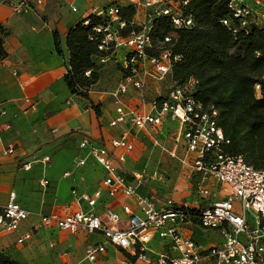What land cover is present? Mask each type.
I'll use <instances>...</instances> for the list:
<instances>
[{
	"label": "built area",
	"instance_id": "built-area-1",
	"mask_svg": "<svg viewBox=\"0 0 264 264\" xmlns=\"http://www.w3.org/2000/svg\"><path fill=\"white\" fill-rule=\"evenodd\" d=\"M192 1L196 0H127L126 5L136 9L130 25L119 17L123 5L109 3L92 13L106 19L94 29L100 36L98 51L104 54L99 62L114 63L127 72L112 94L117 117L110 126L117 127L126 122L132 129L143 131L159 128L167 119L176 122L179 132L175 143L181 144L183 166L196 179L197 196L193 204L167 201L157 206L148 197L138 194L137 187L120 170L127 155L133 151L128 132L111 141L112 149L122 151L120 154L83 139L79 148L87 151L88 157L104 171L102 184L108 196L114 198L121 194L134 199L136 212L125 205L122 208L124 219L112 211L98 214L96 206L100 192L88 195L73 190L77 209L67 206L64 215L40 214L33 230L101 234L105 243L88 246L85 250L88 264H95L106 254V244L123 253L122 264H264V171L255 170L242 157L225 154L224 148L229 142L217 126V112L204 111L192 97L195 81L175 87L162 102L152 100L150 112L128 111L119 100L129 89L144 94L147 80L160 82L170 75L180 57L172 53L171 47L160 48L157 55H150L153 24L166 18L175 30L191 29L194 20L186 9ZM42 4V0H0V5L9 7L18 15ZM227 9L229 17L220 23L234 35L264 28V0H227ZM71 11L76 12V9L71 7ZM129 27H138L139 30L122 35ZM164 41L168 44L171 38ZM124 49L129 52L121 64L118 54ZM259 89L256 86L257 93ZM5 116L6 111L0 107V119ZM3 127L8 130L10 124ZM14 153L15 147L11 144L2 150L5 157ZM48 161L45 158L43 162ZM77 165L84 166L85 159L79 160ZM21 168L29 171L30 164L25 163ZM68 176V173L64 175ZM47 185V180L40 181L41 187ZM31 216L11 192L7 203L0 206V232H17ZM195 229L217 232L222 237L221 244L203 249L190 237ZM30 239L31 233H25L17 239V244L22 245ZM153 240L160 243V251L151 249Z\"/></svg>",
	"mask_w": 264,
	"mask_h": 264
},
{
	"label": "crops",
	"instance_id": "crops-1",
	"mask_svg": "<svg viewBox=\"0 0 264 264\" xmlns=\"http://www.w3.org/2000/svg\"><path fill=\"white\" fill-rule=\"evenodd\" d=\"M42 1L41 6L20 15L0 5V25L7 31L4 49L8 56L0 65V107L6 111V116L0 119V206L5 205L9 194L14 192L16 202L32 214L17 232H0V250L14 246L22 264H88L85 250L91 245L104 244L101 234L33 230L38 224V216L64 215L67 206L76 210L73 190L88 195L100 192L96 206L98 214L112 211L124 219L122 208L125 205L136 212L134 199L121 194L114 198L108 196L102 184L104 171L88 157L87 151L79 148L81 141L87 139L98 147L120 154L122 151L112 149L111 141L120 138L124 132L129 133L133 151L127 155L120 170L137 187L138 194L148 197L157 206L170 201L159 202L151 197L141 186L138 173L143 161L137 156L144 142L138 134L151 136L161 127L136 132L126 122L117 127L110 126L117 117L112 94L122 79L118 70L110 87H98L99 80L89 92L88 99L71 95L63 80L69 57L66 47L69 30L105 5L112 2L126 5L127 0ZM71 7L76 12H72ZM54 32L59 35L60 55L54 47ZM154 90L158 92L156 88ZM146 93L141 96L129 89L119 100L128 111L150 112ZM5 124H10V129L5 130ZM10 144L14 145L15 153L5 157L2 150ZM179 146L183 155L181 144ZM45 158L49 159L46 163L43 162ZM81 159H85L84 166L77 165ZM25 163L30 164L29 171L21 168ZM67 173L69 176L64 177ZM43 179L48 181L46 188L40 186ZM28 232L31 239L22 245L17 244V239ZM105 246L106 254L95 264L124 262L121 251L108 244ZM160 248V243L153 240L151 249L160 251Z\"/></svg>",
	"mask_w": 264,
	"mask_h": 264
},
{
	"label": "trees",
	"instance_id": "trees-1",
	"mask_svg": "<svg viewBox=\"0 0 264 264\" xmlns=\"http://www.w3.org/2000/svg\"><path fill=\"white\" fill-rule=\"evenodd\" d=\"M186 13L194 20L191 29L175 30L166 18L154 22L150 55H157L160 48L171 47L172 53L180 57L170 72L171 80L176 87L195 81L192 97L204 111L217 112V126L229 142L224 148L225 154L242 157L255 170L264 171V28L236 35L228 31L220 23L229 17L227 0L192 1ZM135 16L133 6H122L121 20L130 25ZM105 22V18L90 14L67 34L69 57L63 80L73 96L88 99L89 92L100 80L103 65L99 61L104 54L98 51L100 36L94 29ZM138 30V27H129L122 35ZM6 36V29L0 25V65L8 57L4 49ZM167 37L171 38L168 44L164 41ZM53 38L60 55L57 32ZM117 67L122 77L127 76L125 70ZM256 86L260 87L259 93ZM0 264L19 263L0 253Z\"/></svg>",
	"mask_w": 264,
	"mask_h": 264
},
{
	"label": "rangeland",
	"instance_id": "rangeland-1",
	"mask_svg": "<svg viewBox=\"0 0 264 264\" xmlns=\"http://www.w3.org/2000/svg\"><path fill=\"white\" fill-rule=\"evenodd\" d=\"M128 52L126 49L119 52L118 60L121 64H124V57ZM102 65L99 72L101 82L98 87L104 89L111 86L118 67L114 63ZM175 87L169 75L160 82L147 80L145 85L147 93L144 92L147 94L146 102L150 103L154 99L166 100ZM155 88L158 92H155ZM148 89H150L149 92ZM139 94L142 95L143 93ZM178 127L176 122L167 119L161 126V130L157 134L151 135L152 137L145 135V133L138 134L144 141L143 146H141L142 150L138 151L137 156L143 161V171H138L141 186L159 202L170 200L191 203L197 196L196 179L183 166L180 146L175 143L176 134L179 132ZM152 138L154 141H151ZM155 141L157 142L155 143ZM175 149H177L176 152H174ZM132 154L134 155V152ZM190 237L203 249L218 246L222 242V237L217 232L202 229L191 231ZM0 253H6L14 261L22 264L19 260L18 250L14 246L0 250Z\"/></svg>",
	"mask_w": 264,
	"mask_h": 264
}]
</instances>
